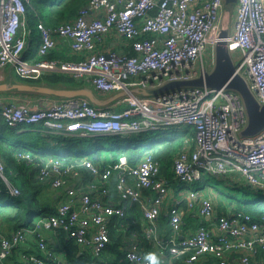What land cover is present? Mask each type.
Instances as JSON below:
<instances>
[{
	"label": "built area",
	"instance_id": "1",
	"mask_svg": "<svg viewBox=\"0 0 264 264\" xmlns=\"http://www.w3.org/2000/svg\"><path fill=\"white\" fill-rule=\"evenodd\" d=\"M33 1L0 0V73L9 68L22 79L61 73L91 83L97 91H122L123 96L102 106L82 96H42L21 102L0 98V125H44L52 133L81 137L191 127L192 148L185 145L173 157L175 182L193 183L203 177L202 172H238L247 185L264 190V128L252 136L241 134L247 117L239 94L225 86L179 87L156 95L134 92L198 76L204 70L206 46L213 56L217 41L225 40L236 72L247 80L255 99L264 103V0H237L234 31L223 38L219 37L222 0H87L72 18L57 25L38 18V58L27 60L24 53L31 29L26 10L33 9ZM61 42L79 58H45ZM236 51L241 54L239 61ZM16 156L28 164L36 158L29 150ZM65 160L50 157L38 171L40 181L49 178L50 186L60 190L56 213L41 216L34 227H20L9 236L0 233V264L26 235L34 238L43 254H24L30 263L72 264L51 261L43 231L59 228L98 256L110 240L109 219L122 218L128 204L139 206L146 222L144 236L157 245L159 264L175 260L264 264V214L259 219L235 210L218 214L214 200L194 188L176 197L168 180L159 175V162L150 151L135 164L125 155L103 165L84 157L81 164L91 176L87 182L68 183L80 174L72 166L61 168ZM5 170L0 158V181L6 193L18 196L20 190L9 183ZM114 179V190L125 205L102 200L110 196L108 186ZM161 214L169 228L165 234ZM186 217L199 219L200 225L185 228ZM125 246L122 264H152L137 242Z\"/></svg>",
	"mask_w": 264,
	"mask_h": 264
},
{
	"label": "trees",
	"instance_id": "2",
	"mask_svg": "<svg viewBox=\"0 0 264 264\" xmlns=\"http://www.w3.org/2000/svg\"><path fill=\"white\" fill-rule=\"evenodd\" d=\"M86 2L87 0H34L32 6L33 9L38 12V16L35 15L34 10L30 7H27L26 10L28 26L31 29L29 35L30 47L37 45L39 42V32L36 28V22L38 21V18H41L47 25L54 26L73 17L77 10ZM42 9L47 10L44 16H42L40 13ZM58 49L48 53L45 58H58L63 60L76 59L74 56L67 55L66 51ZM17 78L19 80H29V83H44L57 87L76 88L86 85L84 80H76L70 75L61 73L46 74L40 79ZM149 132L151 131L108 136H117L129 139ZM181 132V134H174L173 136L169 137L167 142L160 146L147 144L141 149L140 145L137 143L134 145H127L125 147H120L113 144L108 149H102L100 146H96L94 150L88 151L89 148L83 140L86 139L85 137L78 135L64 136L61 134L52 133L48 131L44 125L8 126L2 122L0 125V158L5 163V173L11 175H14L15 173L24 175L27 183H29L28 189L31 193V198H28L26 194L27 191L25 189H19L20 195L18 196L20 199L25 200V203H2L0 204V214L3 215V220L7 223L6 225L11 227V231H14L20 227H34L38 218L41 216L53 215L56 213L57 202L60 197V190L50 186L49 178L46 181H40L38 177V171L40 167H44L49 158L54 156L64 157L66 160L61 162L60 167L65 168V166H72V171H77L80 174V180L87 182L91 180V176L81 164V159L84 157L89 158L90 161H92L95 165H103L106 163L115 162L119 156L125 155L128 158L130 164H135L145 152L150 151L153 159L159 162V175L165 177L168 180L169 187H173L175 183L172 172L173 157L176 152L181 150L185 145L192 148L193 144V138H191L193 134H188V128L183 127ZM10 138L13 140H10ZM64 140H66V149L63 153L53 154L49 152L37 151L38 147L59 145ZM72 149H75L76 153H71ZM26 150L32 151L36 154L35 160H33L30 164L25 163L22 160H18L16 156L18 152H23ZM13 166H15L14 170L16 172L12 174L9 172V170ZM114 185L115 179L112 180L108 186L110 190L109 197L111 198L112 196L116 199H119L117 193L114 190ZM0 188H4V183L2 181H0ZM194 189L199 190L198 188ZM92 195H96V193H92ZM109 197L103 196L102 200L107 202ZM116 202L117 200L115 202L112 201L114 205H119V203ZM120 205L125 204L122 202ZM215 208L218 214L225 213L228 210H235L248 213L252 218L259 219L264 214V196L251 195L249 197L242 198L241 200L235 199L234 201H231L230 198L223 199L218 203H215ZM3 211L6 213L3 214ZM140 214L141 212L139 206L136 204H130L126 205V211L122 218L111 217L109 219L110 240L106 245V248L98 256L95 255L89 248H81V246L73 239L67 237L66 233L60 228L50 231L58 235L60 242L59 249L63 251L65 260L71 262L72 264H122L125 255V245L129 242L128 239H131L132 237L135 238L136 235V240H138L137 243L140 249L141 247L139 244L144 245L145 247L149 246L148 242H150V240L145 239L144 220L141 218ZM184 221L188 226H192L194 224L195 227H198L200 225L199 219L191 221L189 217H187ZM159 222L161 229L166 230L163 231V233H167L169 228L166 223V218L163 214L160 215ZM9 233L5 232V236H9ZM48 245L50 247H54L53 244L48 243ZM38 256H42V254H39ZM20 264L25 263L21 262ZM173 264L182 263L180 260H175Z\"/></svg>",
	"mask_w": 264,
	"mask_h": 264
},
{
	"label": "water",
	"instance_id": "3",
	"mask_svg": "<svg viewBox=\"0 0 264 264\" xmlns=\"http://www.w3.org/2000/svg\"><path fill=\"white\" fill-rule=\"evenodd\" d=\"M226 2H237V0H225ZM224 0H222L223 9ZM230 33L220 22L219 37L223 38ZM214 67L210 72L203 70L198 76L166 83L158 89L134 90L141 95H156L168 89L179 87H221L225 86L239 94L245 108L247 122L242 130L243 136H252L264 128V103H259L251 92L247 80L236 72V65L225 40H219L214 46ZM11 75L12 70L9 69ZM14 91L24 94H35L56 98L82 96L87 98L96 106L108 105L123 96L122 91H114L108 97L100 98L87 85L81 87H57L44 83H29L21 81H10L0 83V92Z\"/></svg>",
	"mask_w": 264,
	"mask_h": 264
},
{
	"label": "rangeland",
	"instance_id": "4",
	"mask_svg": "<svg viewBox=\"0 0 264 264\" xmlns=\"http://www.w3.org/2000/svg\"><path fill=\"white\" fill-rule=\"evenodd\" d=\"M47 10L42 9L40 13L42 16L46 14ZM234 57L237 59V61L240 60L241 54L239 51H236L234 54ZM203 65L204 69H208V65L212 59L210 54V47L206 46L205 51L203 53ZM196 67L199 68V62L196 63ZM11 78L14 81H21V82H29L26 80H19L17 76L12 72ZM88 87H90L93 92L101 97L104 96L106 92H100L93 88L91 83H86ZM31 95V94H30ZM182 126L173 127V126H167L163 129L153 130L149 133H144L140 136H137L135 138H123V137H85L84 143L87 144V147L89 148L88 151L94 150L96 146H100L102 149H108L113 144L125 147L127 145H134L139 144L140 148L142 149L147 144H154L155 146H160L167 142V139L174 134H181ZM176 131V132H173ZM16 138V137H15ZM10 140H13L10 138ZM66 140L62 141L59 145H49V146H41L37 148L38 152H49V153H63L66 149L65 147ZM103 151V150H102ZM71 153H76L75 149L71 150ZM86 153V152H84ZM203 177L195 181L193 183H177L175 182L172 190L174 191L176 197H182L184 193L190 189V188H198L203 193H206L209 195L215 203H218L220 200L223 199H231V201H234L235 199L241 200L242 198L249 197L251 195L256 196H264V190L262 189H256L249 185H247L245 179L243 176H241L238 172H229L225 175H213L207 172H202ZM6 176L9 179V182L11 185H14L18 187L19 189H25L27 191L28 198H31V193L28 189L29 183H27L24 175H19L15 173L14 175L6 173ZM67 182H71V179H67ZM3 193H0V204L2 203H16L21 202L22 204L25 203V200H22L19 198V196H11L8 195L5 191V187L2 189ZM52 190V189H51ZM20 195V194H19ZM226 201V200H224ZM6 212L3 211V214ZM3 215L0 214V226L6 225V221L3 220ZM191 221H194L195 219L190 217ZM2 234V233H1Z\"/></svg>",
	"mask_w": 264,
	"mask_h": 264
},
{
	"label": "crops",
	"instance_id": "5",
	"mask_svg": "<svg viewBox=\"0 0 264 264\" xmlns=\"http://www.w3.org/2000/svg\"><path fill=\"white\" fill-rule=\"evenodd\" d=\"M236 15H237V2H226L224 0L223 9H221L220 22L225 27L226 31H228L229 33L234 31V23H235ZM116 47H118V46H116ZM36 48H37V45H34L33 47H30V45L27 46L25 53H24V56L26 57L27 60H34V59L38 58ZM56 49H58V50L62 49L64 51H66L67 55L74 56V57H76V59L79 58V55L72 54L70 52V50L68 49L67 45L63 42H61V44H58V47ZM51 52H53V50L50 51L49 53H51ZM211 57H212V59L208 65V69H206L207 72H210L214 67V59H213L214 55L213 56L211 55ZM56 59H58V58H56ZM61 60H63V59H61ZM200 73L201 72H199V74ZM0 74H1L0 83L14 81L11 78V73L9 71V68H6L4 70V72H2ZM76 80H78V79H76ZM113 93H114L113 91L106 92V93H104L105 95L101 96L100 98L108 97ZM45 97H47V96H45ZM0 98H3L4 102H21V101H24L26 99H28V100L41 99L42 95H35V94L30 95V94H24V93H19V92H14V91H7V92H0ZM121 107H122V105H119V106H117V109H120ZM187 128H188V134L189 135L193 134L192 128L191 127H187ZM191 138H193V135ZM14 168H15V166L10 168L9 172L12 174L15 173L16 171L14 170ZM79 181H81L80 178H77L74 180L72 179L71 183L72 182L77 183ZM116 200H117L116 203L122 204V201H120V199H116L115 197H112V196H111V198L109 197L110 203H112V201L115 202ZM128 205H130V204H128ZM140 215H141V218H143L142 213ZM189 219H190V217H189ZM143 220H144V218H143ZM145 224H146V222L144 220V227H145ZM188 227H190L191 229L195 228L194 224L192 226H188V225L185 226V228H188ZM10 228L11 227H9L7 225L6 226H0V233H2L4 235H5V232L9 233L11 231ZM163 231H166V230L161 229L162 234H164ZM43 234L46 238L47 245H48V243L54 245V247H50L48 245V247L52 253L51 261L61 262V261L65 260L63 251L59 249V247H60L59 243L60 242H59L58 235L51 232L50 230H44ZM128 241H129L128 243H131L134 241L137 242L138 240H136V235H135V238L132 237L131 239H128ZM148 245H149L148 247H145L144 245L139 244L143 253L150 259L151 263L153 264V261L150 257L152 255H154L157 258L158 264H159V260H160L159 257L161 255L159 253V249H158L157 245H155L151 240H150V242H148ZM38 249L39 248L37 247V244H36V241L34 240V238L31 235H26V239H24V241L20 242L17 246H15L11 249L10 254L8 255V257L5 260V264H20L21 262L25 263V264H31L29 261H27L26 259L23 258V255L26 254V255H37L38 256L39 254H42V252Z\"/></svg>",
	"mask_w": 264,
	"mask_h": 264
},
{
	"label": "clouds",
	"instance_id": "6",
	"mask_svg": "<svg viewBox=\"0 0 264 264\" xmlns=\"http://www.w3.org/2000/svg\"><path fill=\"white\" fill-rule=\"evenodd\" d=\"M150 258L152 259L153 264H158V260L154 255H152Z\"/></svg>",
	"mask_w": 264,
	"mask_h": 264
}]
</instances>
